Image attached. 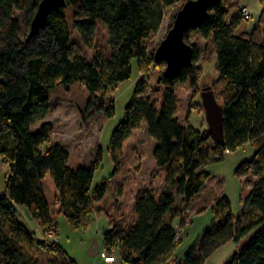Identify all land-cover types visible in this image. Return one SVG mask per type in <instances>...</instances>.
Segmentation results:
<instances>
[{
  "label": "trees",
  "instance_id": "16d2710c",
  "mask_svg": "<svg viewBox=\"0 0 264 264\" xmlns=\"http://www.w3.org/2000/svg\"><path fill=\"white\" fill-rule=\"evenodd\" d=\"M187 0H66V6L52 12L45 26L35 36L18 37L19 24L15 11H25L30 23L40 0H0V160L7 167L4 191L0 193V264H38L39 248L47 251V264H75L55 241L49 243L29 231L18 219V207L39 228L53 222L51 207L43 187L49 175L56 191L60 214L72 229L84 230L92 221V204L99 201L106 188L101 182L91 187L102 154L97 149L88 167L68 165L69 152L63 143H50L54 126L45 122L50 110V95L57 87L68 88L82 83L90 96L105 91L130 78L131 61L136 62L139 79L126 104L122 120L112 131L108 153L117 170L122 148L131 132L144 124L154 142L152 158L164 168L165 189L155 199L151 188L139 190L134 197V223L127 231L110 227L102 234L105 254L113 255L120 264H171L177 247L173 216L176 195L190 203L205 185L208 173L202 165L221 159L223 152H233L249 143L254 148L252 159L240 164L237 173H252L251 188L242 201V213L233 219L224 197L212 205L220 216L190 248L181 264H204L219 248L229 242L235 251L227 264H264V41L254 42L234 33L238 20L228 19L222 0L209 7L207 21L188 29L210 39L214 48L218 76L231 89L220 105L223 116V146L219 153L203 150L208 130L201 132L181 125L175 118L174 83L197 79V57L175 77L160 73L156 84L163 88L157 110L144 98L148 88L149 67L164 65L153 58L143 45L161 25L164 11ZM71 10V26L64 12ZM107 30L111 53L100 52L87 60L72 55L70 29L87 48L95 22ZM104 117L114 114L111 101L98 107L89 99L79 118L86 122L95 110ZM217 152V151H216ZM219 218V217H218ZM48 241V243H47ZM177 264V263H175Z\"/></svg>",
  "mask_w": 264,
  "mask_h": 264
},
{
  "label": "rangeland",
  "instance_id": "374dc122",
  "mask_svg": "<svg viewBox=\"0 0 264 264\" xmlns=\"http://www.w3.org/2000/svg\"><path fill=\"white\" fill-rule=\"evenodd\" d=\"M181 5V2H178L165 9L159 30L144 41L143 45L149 54L155 51L159 42L165 37ZM64 12L68 18L69 26H71L70 8H65ZM13 17L19 24L18 37L20 40H24L29 33L30 25L27 21V14L25 11H15ZM242 18L245 21L248 20L249 13L248 18ZM70 31L69 47L72 55H79L87 60H90L96 52H100L104 58L110 56L108 33L100 22H95L91 40L92 48L85 47L80 36L72 29ZM188 44L195 47L197 51L195 66L198 68V75L193 85L188 80H178L174 83L173 90L177 102L175 118L179 124L190 125L201 132L207 129L200 104L202 88L209 86L219 105L224 102L231 89L218 76L214 48L210 39H202L195 31L189 33ZM130 65L129 79L117 83L113 87H108L103 92L96 93L95 97L87 93L82 83H75L68 88L57 87L50 95V110L44 120L51 122L54 126L49 142L66 145L69 152L68 165L72 168L88 167L95 160L98 148L102 154L101 163L93 174L91 187L94 188L101 182H105L106 188L103 197L92 204V221L88 227L84 230H75L69 226L63 215L60 214L56 191L49 175L44 178L43 187L55 225L52 223L46 229L39 228L26 215L23 207L17 208L19 221L29 231L34 232L39 238L49 240V243L56 241L75 264H103L99 255L94 257L86 255V250L92 240L97 241L98 252L104 251L102 234L107 229L115 226L127 231L134 223V197L137 191L151 188L155 199H158L165 189V170L155 165L152 158L154 142L148 136L144 124L132 131L124 142L118 168L115 172L113 171L114 165L108 153L110 136L122 120L125 106L130 101L139 79L136 62L132 60ZM163 70V64L158 68L149 67L148 88L143 96L149 99L157 110L160 106L163 88L157 86L156 81ZM89 99L95 103L96 107L102 104L104 108L112 101L114 104L113 116L106 118L97 108L86 122H82L79 118V111L85 110ZM201 148L213 151L215 154L219 153L217 146L208 136ZM253 153L254 148L247 143L233 152H223L219 161L202 165V170L208 173V178L199 195L190 203L182 202L176 195L175 188L170 189L175 202L168 217L173 216L174 229L178 235L176 244L179 245L175 251V263L181 264L186 252L198 243L203 233L217 219H220V216H216L211 208L215 201L224 197L228 202L230 216L233 219L240 216L242 201L250 191L253 176L251 172L240 175L237 170L242 162L252 159ZM6 172L7 167L0 160V193L4 191ZM235 248L234 243H227L204 264H227ZM110 256L105 254V257ZM47 258V251L39 248L38 264H47ZM118 264L120 263L118 262Z\"/></svg>",
  "mask_w": 264,
  "mask_h": 264
},
{
  "label": "water",
  "instance_id": "95a60500",
  "mask_svg": "<svg viewBox=\"0 0 264 264\" xmlns=\"http://www.w3.org/2000/svg\"><path fill=\"white\" fill-rule=\"evenodd\" d=\"M221 0H187L177 11L172 26L165 37L159 42L153 58L164 63V75L175 77L180 70L189 66L193 59V47L183 40L184 33L190 28H196L205 23L209 17V7ZM66 6V0H40L30 21L28 36H35L42 29L47 17ZM200 104L204 112V120L212 141L217 146H223V116L222 107L216 102L214 92L209 86L203 87L200 92ZM99 246L92 240L86 255H98Z\"/></svg>",
  "mask_w": 264,
  "mask_h": 264
},
{
  "label": "crops",
  "instance_id": "0c3cea01",
  "mask_svg": "<svg viewBox=\"0 0 264 264\" xmlns=\"http://www.w3.org/2000/svg\"><path fill=\"white\" fill-rule=\"evenodd\" d=\"M222 6L228 12V19L238 20L234 31L236 35L254 42L264 41V0H222ZM241 6L249 10V19L246 21L240 12ZM171 264H175V261H171Z\"/></svg>",
  "mask_w": 264,
  "mask_h": 264
},
{
  "label": "built area",
  "instance_id": "2783aa9c",
  "mask_svg": "<svg viewBox=\"0 0 264 264\" xmlns=\"http://www.w3.org/2000/svg\"><path fill=\"white\" fill-rule=\"evenodd\" d=\"M240 12L242 14V17L244 18H248V9L246 6H241L240 8ZM178 235L176 234V239H177ZM98 255L102 258L103 264H118V260L115 256L111 255L110 257L106 258L105 257V253L104 251L102 252H98Z\"/></svg>",
  "mask_w": 264,
  "mask_h": 264
},
{
  "label": "bare ground",
  "instance_id": "6f19581e",
  "mask_svg": "<svg viewBox=\"0 0 264 264\" xmlns=\"http://www.w3.org/2000/svg\"><path fill=\"white\" fill-rule=\"evenodd\" d=\"M106 258H108V257H106Z\"/></svg>",
  "mask_w": 264,
  "mask_h": 264
}]
</instances>
